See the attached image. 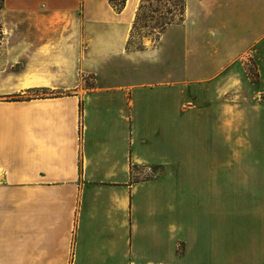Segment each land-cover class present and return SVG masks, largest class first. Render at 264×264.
I'll return each instance as SVG.
<instances>
[{
  "label": "crops",
  "instance_id": "1",
  "mask_svg": "<svg viewBox=\"0 0 264 264\" xmlns=\"http://www.w3.org/2000/svg\"><path fill=\"white\" fill-rule=\"evenodd\" d=\"M139 1L3 0L0 264H264V0Z\"/></svg>",
  "mask_w": 264,
  "mask_h": 264
},
{
  "label": "rangeland",
  "instance_id": "2",
  "mask_svg": "<svg viewBox=\"0 0 264 264\" xmlns=\"http://www.w3.org/2000/svg\"><path fill=\"white\" fill-rule=\"evenodd\" d=\"M140 3V1H139ZM143 6L139 9L138 11V16L136 17L137 14V9L135 12V16L132 22V27H131V33H130V38L128 41V46L131 47L132 49H139L141 46V41L144 40V42H147V44L150 43V38L147 37H156L158 35V32H160L161 28L165 27L166 25L170 23H178L180 21V18L176 11H174V16H172L170 13L167 11L171 10V8L178 9L180 6V0H144L142 3ZM139 5V4H138ZM0 19L4 23L6 29L8 30V38L3 40V43L0 46V62L1 59L3 58L5 48H7V45L9 46V43L11 42V28H12V22L11 18L3 15V13H0ZM167 21H169L167 23ZM247 67V72L250 74L251 72V67ZM148 68V67H147ZM150 70V76L155 75L154 70ZM149 76V77H150ZM84 85H93L95 84V80L93 79L92 75H89L84 78ZM39 93V92H38ZM40 93H47L46 90L41 91ZM25 95L19 94L15 95L14 98H25ZM158 171L157 167H153L152 170L150 171H140L142 173V176H151L155 174ZM199 194H196V197L194 198L193 195L192 201L196 203V208L197 211L199 210V203L204 202V194L199 198ZM196 201V202H195ZM203 208V205H201Z\"/></svg>",
  "mask_w": 264,
  "mask_h": 264
},
{
  "label": "trees",
  "instance_id": "3",
  "mask_svg": "<svg viewBox=\"0 0 264 264\" xmlns=\"http://www.w3.org/2000/svg\"><path fill=\"white\" fill-rule=\"evenodd\" d=\"M109 2L111 3V5L116 9V10H120L123 5H124V2L125 0H109ZM144 0H140V3L138 5V9H137V14H136V17L138 16V11L139 9L143 6V3ZM3 9V0H0V13ZM174 11H176V13L178 14L179 18H181V15H182V12H183V0H180V6L178 9H173L171 8V10L167 11L168 13H170L172 16H174ZM169 21H167L168 23ZM3 38H4V32H3V25H2V21L0 19V45L3 41Z\"/></svg>",
  "mask_w": 264,
  "mask_h": 264
}]
</instances>
